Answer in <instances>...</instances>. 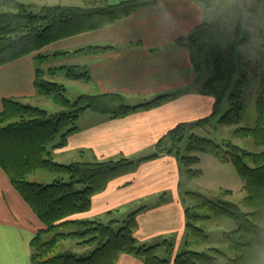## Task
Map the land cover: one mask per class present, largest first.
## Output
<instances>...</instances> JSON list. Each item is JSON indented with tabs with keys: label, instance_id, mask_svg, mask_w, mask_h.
I'll list each match as a JSON object with an SVG mask.
<instances>
[{
	"label": "trees",
	"instance_id": "obj_1",
	"mask_svg": "<svg viewBox=\"0 0 264 264\" xmlns=\"http://www.w3.org/2000/svg\"><path fill=\"white\" fill-rule=\"evenodd\" d=\"M162 1L165 0H129L112 5L100 0L80 7L43 6L38 12H33L18 0H0V67L30 55H35L38 61L48 59L41 56V51L49 45L97 31ZM213 39L222 43L217 49ZM176 45L188 51L195 72L203 69L205 59L213 61L215 71L202 88V94L215 99L212 115L208 119L180 124L169 134L176 140L179 152H186L180 158L185 174L190 179L203 177V171L198 168L200 155H211L236 169L246 195L243 203L238 205L228 201L214 202L200 193H188L186 200L189 206L185 212L187 234L199 244H208L210 237L198 225L202 219L215 217L232 221L236 230L226 235L231 253L218 249H209L208 252L189 250L174 256L173 245L165 242L168 258H160L158 247L139 246L135 238L137 216L145 208L130 214L121 223L72 220L89 212L92 198L104 192L111 182L135 173L143 162L153 159L69 165L56 163L53 152L64 148L68 137L78 132L80 116L91 111L122 119L139 111L157 108L174 96L157 98L137 107L128 105L118 94L83 95L72 103L65 87L46 80L44 71L39 69L35 82L37 93L52 101L61 112L51 115L43 109L11 99L0 104V166L50 231L70 229L49 243H42L39 237L34 240V261L37 263L116 264L120 256L126 254L141 258L144 264H264V88L258 104L256 126L241 127L245 105L240 103L242 98L239 96L243 91L234 88L237 45L224 43L212 26L204 24L177 39ZM107 50L90 47L77 54ZM59 70L70 81L91 80L87 67H62L56 71ZM227 102H230L229 109L221 116ZM218 117L219 126L238 127L235 135L251 138L258 151L248 152L232 141L218 143L196 134L200 127L204 129ZM40 171L69 177L70 182L31 183L30 176ZM79 186L83 187L82 190L78 189ZM77 237L82 238L79 245L92 246L89 256L54 255L60 241Z\"/></svg>",
	"mask_w": 264,
	"mask_h": 264
},
{
	"label": "crops",
	"instance_id": "obj_2",
	"mask_svg": "<svg viewBox=\"0 0 264 264\" xmlns=\"http://www.w3.org/2000/svg\"><path fill=\"white\" fill-rule=\"evenodd\" d=\"M94 1L100 2L90 0ZM106 1L114 5L129 0ZM199 25L186 11L184 0H165L139 9L130 17L97 31L49 45L41 51V56L48 59L38 61L35 55H30L0 67V104L11 99L33 106L31 102L34 101L45 106L33 107L48 113L59 107L37 93L35 82L39 69L44 71L46 79L48 72H58L56 70L62 67H87L91 77L89 82L70 81L65 77L74 84L79 96L118 94L134 107L164 96H174L157 108L139 111L122 119L91 111L80 116L78 132L68 137L64 148L53 152L56 163L69 165L153 159L143 162L135 173L111 182L104 192L92 198L89 212L72 220L121 223L130 214L145 208L137 216L135 238L139 246L158 247V252L165 254L164 243L169 242L173 245L174 256L189 250L203 252L207 248L225 249L231 253L226 235L236 230L232 221L215 217L202 219L198 225L210 241L199 244L187 234L185 212L189 206L186 200L188 193H200L214 202L234 203V191L239 189L241 182L236 169L211 155L202 154L198 168L203 171V177L190 179L180 160L186 152H179L176 140L169 136L178 125L208 119L213 112L215 99L202 94L204 84L210 79V70L195 72L188 51L176 45L177 39L190 34ZM90 47L108 50L97 54H77ZM229 105L227 102L225 106ZM226 111L222 110L221 116ZM220 117L213 121L214 124L218 125ZM204 129L200 127L198 131ZM221 130L225 133L228 129L221 127ZM205 132L215 141L211 135L222 134L217 128L213 134ZM232 136L239 138L235 129ZM36 174L39 172L30 178ZM47 180V175H38L32 181L50 185L42 182ZM68 231L69 228L50 231L0 166V264H39L34 261V240L39 237L42 243H49ZM47 233H53V236L45 241ZM62 242L58 243L60 248L68 246ZM59 249L56 254L75 253L71 247ZM116 264L144 262L141 258L124 254Z\"/></svg>",
	"mask_w": 264,
	"mask_h": 264
},
{
	"label": "rangeland",
	"instance_id": "obj_3",
	"mask_svg": "<svg viewBox=\"0 0 264 264\" xmlns=\"http://www.w3.org/2000/svg\"><path fill=\"white\" fill-rule=\"evenodd\" d=\"M18 1L25 4L26 6H28L29 9L33 12H38L43 6L63 5V6H78V7H80V6H85L86 4H88L90 2V0H18ZM217 40L218 39L212 40L213 41L212 43L215 44L216 49L218 48V44H222L220 42H217ZM218 51H221V49H218ZM236 51H237L236 55H235V63H236V66H235L236 75L235 76L236 77L234 80V83L236 85L234 88L236 90L242 89L243 93H241L239 96L242 98L241 99L242 101L241 100H239V101H240V103L243 102L245 105L243 107L244 108V110H243V123L240 126L244 127V128H253L256 126V115H257L258 104H259V100L261 97L262 90L264 88V59H259V60L247 59L245 56H243L238 51L237 47H236ZM207 68L211 72L210 73V79H211L215 74L213 61L205 59L203 69H207ZM46 80H48L49 82H52V83H57V84L65 86V88L67 90V97L72 103H75L78 100V98L80 97L78 95L77 89H75L73 87L74 84L68 82L67 79L65 78V75L62 72H59V71L55 72V73H49L48 72L46 74ZM237 81H239V82H237ZM44 98L45 97H43V99ZM45 99H47V98H45ZM31 104L33 106H45V105H38V104L34 103V101H32ZM228 109H229V106H225L224 110H228ZM61 111L62 110L60 108H57L56 111H54V109H51L49 111V113L51 115H54V114H57ZM214 123L215 122H213L211 125L207 126L206 129H204V130L207 131L208 133H211V134H213L212 132H214L216 128L219 131H222V134L217 135L216 137L211 135L212 138H216V142L221 143L222 140L226 139L225 141H232L234 144L242 147L243 149H245L248 152L255 153L258 151V149L256 148V146H255V144L251 138H240V137L239 138H237V137L233 138L232 131L234 129L237 130L238 127H223V129H228V130H226L227 132L223 133L224 130H221V127L218 126L217 124H214ZM213 128H215V129H213ZM204 130L203 131L202 130L197 131L196 134L202 138H206V137L209 138V136L207 135V133ZM38 175H47L48 180L42 181V182H48L47 184H53L54 183L53 180L55 178H58L55 175L50 174V172H48V171H41V172H39V174L32 176L30 178V182L33 183L32 180L35 177H37ZM58 180H63L66 183L70 182L69 177L58 178ZM82 188H83L82 186L78 187V189H80V190H82ZM197 188H199V185ZM234 192H235V197H234L233 202L235 204L240 205L246 196L245 192L243 191L242 182H240L239 189H235ZM223 200H226V199H223ZM134 210L135 209L131 210V212ZM71 233H72V231H71ZM52 236H53V233H47L44 236V240L48 241ZM62 241H63L62 242L63 245H65L67 243V245L69 247L68 246L64 247L62 245L63 247L60 248V246L58 245L56 250L59 248H60L59 251L62 249L66 250V249H70V247H71V249L74 250L77 255H79L78 256L79 258L89 256V254L92 253V246L91 245H86V246L85 245H79L80 243H82V238H79V237L67 238V239H63ZM164 250H166V249L164 248ZM208 251H209V248H207V252ZM224 252H226L225 249H224ZM56 253H57V251H55L54 255H57ZM66 254H68V253H65V255ZM158 256L162 259L168 258L166 252H165V254H163L161 251H159Z\"/></svg>",
	"mask_w": 264,
	"mask_h": 264
},
{
	"label": "clouds",
	"instance_id": "obj_4",
	"mask_svg": "<svg viewBox=\"0 0 264 264\" xmlns=\"http://www.w3.org/2000/svg\"><path fill=\"white\" fill-rule=\"evenodd\" d=\"M194 22L209 25L247 59H264V0H184Z\"/></svg>",
	"mask_w": 264,
	"mask_h": 264
}]
</instances>
